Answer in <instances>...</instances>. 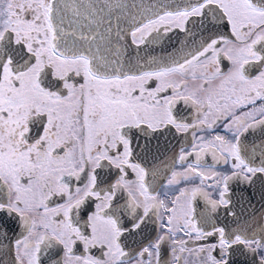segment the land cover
<instances>
[{"label":"snow or ice","instance_id":"obj_1","mask_svg":"<svg viewBox=\"0 0 264 264\" xmlns=\"http://www.w3.org/2000/svg\"><path fill=\"white\" fill-rule=\"evenodd\" d=\"M0 264H264V0H0Z\"/></svg>","mask_w":264,"mask_h":264},{"label":"flooded vegetation","instance_id":"obj_2","mask_svg":"<svg viewBox=\"0 0 264 264\" xmlns=\"http://www.w3.org/2000/svg\"><path fill=\"white\" fill-rule=\"evenodd\" d=\"M208 160H209V162H211L210 157L208 158ZM148 166H151V165H148ZM130 178H131V179H134L135 177H134V175H131ZM148 180H149V181L152 180L151 175L148 177ZM203 209H204V205H203V202L201 201V202H199V206H198V208H197V212H201V211H203ZM138 239H139V238H138Z\"/></svg>","mask_w":264,"mask_h":264},{"label":"water","instance_id":"obj_3","mask_svg":"<svg viewBox=\"0 0 264 264\" xmlns=\"http://www.w3.org/2000/svg\"><path fill=\"white\" fill-rule=\"evenodd\" d=\"M5 259H7V258H5Z\"/></svg>","mask_w":264,"mask_h":264}]
</instances>
